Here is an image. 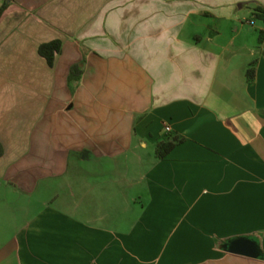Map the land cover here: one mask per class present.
Instances as JSON below:
<instances>
[{
  "label": "crops",
  "instance_id": "0c3cea01",
  "mask_svg": "<svg viewBox=\"0 0 264 264\" xmlns=\"http://www.w3.org/2000/svg\"><path fill=\"white\" fill-rule=\"evenodd\" d=\"M2 4L0 264H264V0Z\"/></svg>",
  "mask_w": 264,
  "mask_h": 264
},
{
  "label": "trees",
  "instance_id": "16d2710c",
  "mask_svg": "<svg viewBox=\"0 0 264 264\" xmlns=\"http://www.w3.org/2000/svg\"><path fill=\"white\" fill-rule=\"evenodd\" d=\"M4 8V4L0 6V13ZM254 15L262 20L264 24V5H256L254 8ZM263 32L264 28L261 27L258 29V39L259 41H262L263 39ZM61 46V40L58 38H53L48 41L41 42L37 50L38 52L43 55L47 61L52 64L54 60L55 53L59 52ZM83 61L80 60L78 62L73 63L69 68L68 73V81L71 83L73 80L77 79L79 77V74L81 72V66ZM247 78L250 80L254 76V68H253V61L250 63V66L246 70ZM183 140L182 136L176 135V134H164L160 139L156 141L155 145V154L158 157L165 156L168 151L177 143ZM1 152V147H0Z\"/></svg>",
  "mask_w": 264,
  "mask_h": 264
},
{
  "label": "water",
  "instance_id": "95a60500",
  "mask_svg": "<svg viewBox=\"0 0 264 264\" xmlns=\"http://www.w3.org/2000/svg\"><path fill=\"white\" fill-rule=\"evenodd\" d=\"M222 247L231 252L240 253L248 256L261 255V249L258 242L250 236H236L227 239L222 243Z\"/></svg>",
  "mask_w": 264,
  "mask_h": 264
},
{
  "label": "built area",
  "instance_id": "2783aa9c",
  "mask_svg": "<svg viewBox=\"0 0 264 264\" xmlns=\"http://www.w3.org/2000/svg\"><path fill=\"white\" fill-rule=\"evenodd\" d=\"M164 129L167 131V130H170V125L168 123H165L164 124Z\"/></svg>",
  "mask_w": 264,
  "mask_h": 264
}]
</instances>
